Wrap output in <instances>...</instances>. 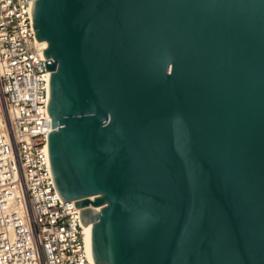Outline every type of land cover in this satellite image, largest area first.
<instances>
[{"label":"water","instance_id":"95a60500","mask_svg":"<svg viewBox=\"0 0 264 264\" xmlns=\"http://www.w3.org/2000/svg\"><path fill=\"white\" fill-rule=\"evenodd\" d=\"M30 12L50 175L91 224L92 262L264 264V0Z\"/></svg>","mask_w":264,"mask_h":264},{"label":"built area","instance_id":"2783aa9c","mask_svg":"<svg viewBox=\"0 0 264 264\" xmlns=\"http://www.w3.org/2000/svg\"><path fill=\"white\" fill-rule=\"evenodd\" d=\"M31 2L0 0V264H92L80 208L61 201L50 175L49 59Z\"/></svg>","mask_w":264,"mask_h":264},{"label":"bare ground","instance_id":"6f19581e","mask_svg":"<svg viewBox=\"0 0 264 264\" xmlns=\"http://www.w3.org/2000/svg\"><path fill=\"white\" fill-rule=\"evenodd\" d=\"M37 44L41 48H45L47 45L46 41H40V42L37 41ZM83 229H84V240H85V245H86V250L89 256V260L91 261L92 264H94L92 262V259L90 257V252H89V239H90L91 224L83 225Z\"/></svg>","mask_w":264,"mask_h":264}]
</instances>
